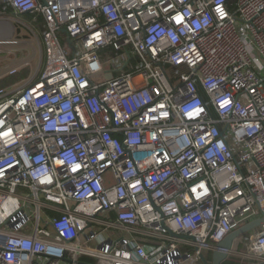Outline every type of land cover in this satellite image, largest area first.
<instances>
[{
	"label": "built area",
	"instance_id": "2783aa9c",
	"mask_svg": "<svg viewBox=\"0 0 264 264\" xmlns=\"http://www.w3.org/2000/svg\"><path fill=\"white\" fill-rule=\"evenodd\" d=\"M0 13L45 52L38 78L0 89V264L211 263L264 217V0ZM239 240L241 264L264 261V224Z\"/></svg>",
	"mask_w": 264,
	"mask_h": 264
},
{
	"label": "rangeland",
	"instance_id": "374dc122",
	"mask_svg": "<svg viewBox=\"0 0 264 264\" xmlns=\"http://www.w3.org/2000/svg\"><path fill=\"white\" fill-rule=\"evenodd\" d=\"M5 20L9 21V25L7 27L3 25L7 31L2 29L3 26L0 28V81L10 76L11 69L20 68L18 62L29 63L25 68H20L18 72L25 78L16 81L11 86L13 88L10 90H16L22 88L27 81L39 77L44 69L45 52L39 32L34 35L29 29L15 22L17 20L23 25H28L27 19L6 18ZM102 219L109 220L105 217ZM110 235L114 234L110 233ZM206 255L210 258L209 254Z\"/></svg>",
	"mask_w": 264,
	"mask_h": 264
},
{
	"label": "water",
	"instance_id": "95a60500",
	"mask_svg": "<svg viewBox=\"0 0 264 264\" xmlns=\"http://www.w3.org/2000/svg\"><path fill=\"white\" fill-rule=\"evenodd\" d=\"M264 224V217L259 220H256L250 224L242 226L240 229L234 231L225 237L218 245L219 250L215 251L212 256V262L208 263L206 259L202 256L201 261L203 264H221L227 258V252L231 251L234 247V244L241 237L251 233L254 229Z\"/></svg>",
	"mask_w": 264,
	"mask_h": 264
},
{
	"label": "crops",
	"instance_id": "0c3cea01",
	"mask_svg": "<svg viewBox=\"0 0 264 264\" xmlns=\"http://www.w3.org/2000/svg\"><path fill=\"white\" fill-rule=\"evenodd\" d=\"M4 24V23H3ZM2 24V25H3ZM2 29H4L5 31H7L5 28H4V26L2 27ZM4 31V32H5ZM18 64H19V66L18 67H20V68H25L26 66H28L29 65V63H27V62H18ZM19 68V69H20ZM11 88H13V87H11ZM11 88H9V89H11ZM7 90V89H6ZM240 241V240H239ZM239 241H237L236 242V244H235V251H234V254H233V256H234V258L238 261V262H240V264L243 262V258L242 257H240V254H242V253H245L246 251H245V247L242 245V244H240V242ZM245 264H264V261H258V260H251V259H246L245 260Z\"/></svg>",
	"mask_w": 264,
	"mask_h": 264
},
{
	"label": "trees",
	"instance_id": "16d2710c",
	"mask_svg": "<svg viewBox=\"0 0 264 264\" xmlns=\"http://www.w3.org/2000/svg\"><path fill=\"white\" fill-rule=\"evenodd\" d=\"M0 17H1V13H0ZM44 62H45V59H44ZM23 78H25V77L21 76L18 73L15 75L9 76V77L5 78L4 80L0 81V89L11 88L12 84H14L18 80H23ZM231 263L239 264L240 262H238L237 260H232Z\"/></svg>",
	"mask_w": 264,
	"mask_h": 264
},
{
	"label": "bare ground",
	"instance_id": "6f19581e",
	"mask_svg": "<svg viewBox=\"0 0 264 264\" xmlns=\"http://www.w3.org/2000/svg\"><path fill=\"white\" fill-rule=\"evenodd\" d=\"M5 27H7V25H9V23H4L3 24ZM6 29V28H5ZM10 30H11V26H10Z\"/></svg>",
	"mask_w": 264,
	"mask_h": 264
}]
</instances>
